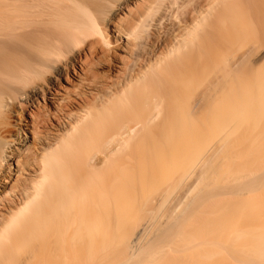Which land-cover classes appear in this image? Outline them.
I'll list each match as a JSON object with an SVG mask.
<instances>
[{"label": "bare ground", "instance_id": "bare-ground-1", "mask_svg": "<svg viewBox=\"0 0 264 264\" xmlns=\"http://www.w3.org/2000/svg\"><path fill=\"white\" fill-rule=\"evenodd\" d=\"M240 26L264 0H0V264H264V73L181 118Z\"/></svg>", "mask_w": 264, "mask_h": 264}, {"label": "rangeland", "instance_id": "rangeland-1", "mask_svg": "<svg viewBox=\"0 0 264 264\" xmlns=\"http://www.w3.org/2000/svg\"><path fill=\"white\" fill-rule=\"evenodd\" d=\"M238 30L241 33V37L240 38L243 37V39H240V40L237 41V38H236L234 40V44L232 45L231 50H229L228 52L222 54L221 56L216 57V59L214 61L215 64L213 65V67H211V69H209V70H207V71H205V72H203L201 74V76L199 78V83H198L197 86L186 88L185 97L183 99L182 108H181V118H182V120L184 122L183 123V128L193 127L191 124H189V120H188L189 117L187 115V108H188L189 103L191 101V98L193 96L197 95L199 97L205 98V99H202V102L204 100H206V98H208V96L209 97L211 96L209 98V102L203 104L197 110L196 115H195V117L200 119L198 122L200 123L201 127L204 130H208V129H211V128L214 127L210 122H211L212 118L216 115V113H218V112H223L224 113L226 111V108H221L220 107L221 105H225L226 104L225 98L228 97V99L230 100V99H232L235 96L238 99H241V97H244V95H243V91H242L243 88L240 86V83L246 81V79L247 80L251 79L253 76L257 75L259 72H263L264 73V60H258V61H255V62H252V61L250 62V60H252L255 57L253 55L254 57L252 56L251 57L252 59H250V53L251 52H253V51H264V41L260 42L259 40H257L258 36L260 35L259 31L257 29H250V28L243 27V26H240ZM247 48L251 49V51L248 52L249 55L247 54V56H246L247 60L249 58V60H248L249 62L248 63L251 64V69H250V73H249L251 75L246 76L243 73L242 66L238 65L235 68H233L235 70L234 71L235 72L234 76H231L230 78H226L227 81L230 82V84L224 85V87H222L220 89L218 87V90L216 91L217 88H216V85L213 84V82H215L217 79H222V80L224 79L223 74H222L223 73V71H222L223 67L228 65V64H230V62H232L234 59H237L238 57H240V55L244 52V50L246 51ZM244 62H246V61L244 60ZM244 62L242 61L241 64H243ZM232 81H235L237 83V85H238L237 86V90L235 89V93H230L229 92V94H227L226 93L227 90L232 91L233 88H236V86H231V82ZM252 87L254 88V86H252ZM252 95L253 94L251 93V96ZM212 104H216L219 107H217V108L211 107L210 105H212ZM255 117H257V116H255ZM250 120H251V118H250ZM262 120L264 121V117H262ZM159 124L163 125L165 127V129L168 128V123L159 122ZM244 128H245L244 131H246V130L247 131L244 134H237L238 137H242V136H246V135L249 136L251 134L254 135V134H256L257 131L256 132L253 131V133H254L253 134L249 130H251V129L259 130L260 129V131H262L263 128H264V124L263 123L254 124L253 122L250 121V122L245 123ZM169 190L170 189H168V191ZM168 191H166L165 194H167ZM156 197L158 198V199H156L157 201L155 199H154L155 202L151 200L152 202H154L153 204H155L154 207L157 206V205L163 204V203H160V200H159V198H161V196L160 195L159 196L156 195ZM156 202L157 203L159 202V203L157 204ZM147 204L150 205V203H146V205ZM153 204H152V206H153ZM142 206L144 207L145 205H142ZM161 206L162 205H160V207ZM134 207H136V206H134ZM139 207L140 206L138 205V208H137L138 212H139L138 214H141V213L143 214V212L146 213L147 211H149V210L151 211L152 210V208L150 209L151 205H150V207L148 205L146 206L147 208L149 207L148 210H147L146 207L144 208L146 210V212H145V210L142 207H140L141 208V212H140V208ZM160 207H158V210H156L154 208L156 210L157 214L156 213L154 214V213L151 212L153 214L152 215L150 213V211H149V213L147 212L145 215L141 214L139 216V215L136 214L138 216V219L136 221V226H137V222L139 223L141 221L142 223H139V224H141V225L143 224L144 225L145 223L146 224H150L149 222H151L152 219H155V218L157 219V217L159 216L158 214H160L159 212H161ZM134 209H136V208H134ZM134 209H133V211H134ZM142 209L144 211H142ZM161 209H162V207H161ZM155 210H154V212H155ZM131 212H132V210H131ZM136 212H137V210L135 211V213ZM129 214H130V212L128 213V215ZM132 214H131V216H133ZM131 216L129 215L128 218L131 217ZM142 216H143V220H141L142 218H139V217H142ZM144 216H146V218ZM154 216H157V217H154ZM150 217H153V218H151V220H149Z\"/></svg>", "mask_w": 264, "mask_h": 264}]
</instances>
